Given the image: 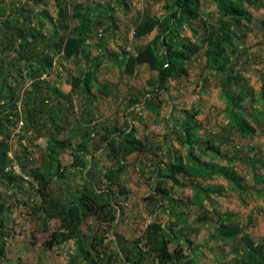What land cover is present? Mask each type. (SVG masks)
<instances>
[{
  "label": "rangeland",
  "instance_id": "obj_1",
  "mask_svg": "<svg viewBox=\"0 0 264 264\" xmlns=\"http://www.w3.org/2000/svg\"><path fill=\"white\" fill-rule=\"evenodd\" d=\"M63 1L70 17L66 28L54 30L48 18L58 16L57 0H0V21L8 18L13 26H39L53 41L77 34L76 27L82 21L72 17L76 5L77 12L89 11V19L98 21L84 31L88 59L82 55L67 59L58 54L54 69L36 80H45L46 86L56 85L68 94L67 99H47L44 107L36 106L30 96L35 87L27 75L26 61L7 47L15 30L0 23V82L12 87L20 99L19 116L11 118L14 125L0 118L1 130L6 132L0 134V142L9 166H17V174L24 177V181L10 184L0 173V205L6 208L0 216L4 223L0 237L1 232L5 236L0 264H162L158 249L163 245L172 255L191 257L192 264H248L252 254L244 237L264 243V0L249 7L251 19L243 21L241 28H230L224 71L206 64L205 24L217 26L219 10L214 0H201L196 18L177 27V35L172 36L176 43L189 41L201 50L181 64L185 71L179 70L165 91L154 93L155 103L160 102L154 112L145 106V98L154 90L158 73L147 64H139L128 73L126 62L164 27L159 24L149 35L137 39L136 25L149 17L171 20L175 0ZM23 9V16H17ZM38 45L43 48L42 41ZM99 56L103 59L91 83L94 98L89 99L81 88L72 92V78H83ZM228 78L231 94L243 97L233 114L245 131L238 128L224 96L222 84ZM44 95L48 93L44 91ZM26 100L31 101L28 109H54L56 122L66 127L57 140L70 135L71 141L57 144L51 152L47 148L48 129L54 126L48 119L49 127L43 131L27 128ZM2 102L0 99V105ZM188 120L197 126L199 139L192 149L180 138L185 134L180 125ZM132 129L145 150L111 159L107 136ZM82 157L90 162L89 171L84 172ZM178 159L193 169L171 172L170 165ZM27 163L46 178L49 199L63 205H71L83 185L88 188L86 194H92V189L111 188L115 220L105 219L107 211L100 216L91 213L76 228L77 239L51 245L53 235L63 232L65 226L55 218L45 228L43 209L51 204L39 193L41 184L22 171ZM201 164L208 169L201 170ZM110 171L116 173L113 183L106 177ZM122 187L126 193L120 192ZM151 225L161 226L157 242L154 237L144 238Z\"/></svg>",
  "mask_w": 264,
  "mask_h": 264
},
{
  "label": "trees",
  "instance_id": "obj_2",
  "mask_svg": "<svg viewBox=\"0 0 264 264\" xmlns=\"http://www.w3.org/2000/svg\"><path fill=\"white\" fill-rule=\"evenodd\" d=\"M214 2L219 10V18L216 23L217 26L210 22L205 24V35H203V37H205L204 40H206L207 44H205L203 54L207 65L214 66L218 71H224L226 66L222 63L226 55V47L231 42L232 30L230 28L233 26L241 28L243 21H249L251 19L249 7H257L260 0H214ZM62 3H64L63 0H57V5L60 10L56 19L52 20V18H48V22L54 30L57 28H66L67 19L70 17L67 14L66 4ZM122 3L125 7L128 6L126 1H122ZM174 4L175 10L171 14V20L164 18L161 22V20L157 17H149L144 22L136 25V28H134V37L137 39L149 35L159 24H163L164 27L161 34L157 35L143 50H140L136 57H129L126 62V70L128 73H132L135 67L139 64H147L151 70L158 73L157 78L155 79L154 90L149 92L150 97L145 98V106L152 112L156 111L160 106V102L156 104L155 99H153L154 93L163 90L165 91L168 81L176 78L179 70L185 71L181 64L198 54L201 50L200 46L189 41L176 43L172 37L177 35V27L179 28L182 24H188L190 19L196 18L201 9V0H175ZM62 5L65 8H63ZM76 6L79 7L78 5ZM76 6L72 17L81 18V25L76 27L77 34L75 36L66 37L64 41L51 40L52 36L50 34H45L39 26L32 27L31 25H27V23H23L22 27L18 25L13 26L11 23L12 21L8 18L0 21L1 24L6 25L9 29L15 30V33L10 36L11 42L7 47L11 51L15 50L19 55L20 60L26 61L27 63V75L33 81V85L35 87V92H31L30 96L34 97L35 100L33 103H36V106L41 104L44 107L47 105L48 100L53 101L68 98V94L58 86H46L45 80L42 82H36L38 78L43 77V75L50 73L54 69V57L56 55L61 54L67 59L82 55L88 59V53L85 52L84 48L87 43V37L84 36V31L88 26H95L98 21L94 19L92 22L91 18L89 19V11L86 14H80L77 12L78 8ZM18 13V15L15 14V18L19 15L23 16L25 10L23 9L22 12L20 10ZM44 15L46 16V14ZM262 25L264 28V20L262 21ZM55 33H57V31H55ZM47 35L50 36L47 37ZM39 41H42L43 48L38 45ZM17 42H20L19 46L16 45ZM15 46L16 49L14 48ZM102 59L103 57L101 56L97 57V61L90 66L83 78H72V92H75L77 88H81L82 92L88 96L89 99L92 100L94 98L91 94V83L95 79L96 72L102 62ZM2 72L3 68L0 67V76ZM228 81H230L229 78L222 84L225 94L224 96L230 105V112L235 123H237L238 128L245 131L246 128L239 123L236 115L233 114V110L240 106L239 104L243 97H241V95L233 96L231 94L230 89L228 90ZM5 83L6 82H0V99L3 101L0 105V118H6L8 124L14 125L12 119L19 116L16 111L20 99L15 94V90L12 87L5 85ZM3 91H6L7 93L5 96ZM44 91H46L48 95L45 96ZM30 102V100H26L24 103V120L26 121L25 123L27 128H35L43 131L49 127L47 126L48 119L52 122L51 126H54L49 127L48 129L49 138L47 148L51 152L56 151L57 144L65 145L71 141L70 135L63 141L57 140V136L63 134L66 127L56 122V118L53 113L54 109L49 112L42 109V107H39V110L38 108L28 109ZM7 110L8 113H6ZM67 122L68 121H65V123ZM1 127L2 125L0 124V134H6V132L1 130ZM180 127L185 131V134L180 136L181 143L189 145L191 149L197 146L199 140L196 133L197 126L193 125L192 121L188 120L180 125ZM116 132V130L113 131L114 134H116ZM107 143L108 149L110 150L109 157L113 160H120V156L125 157L132 153L143 152L145 150L144 144L134 137L133 129L128 133L120 131L116 136H107ZM81 147L85 148V146ZM80 161L82 164L86 165L84 172L89 171L88 167L90 166V162L86 161L84 157H82ZM8 167L9 163H7V151L4 148V144L0 142V173L7 178L10 184L15 181H24V177L21 174H15L13 171L6 172L5 170ZM192 169L193 168L188 165H184L182 159H178L176 163L170 165V170L173 173H187ZM200 169L206 171L208 168L206 165L201 164ZM201 170H196V173L202 176L203 171ZM22 171L30 176H33L34 179L41 184L39 193L44 196L45 203L48 202L51 204V206L45 208V210L43 209L44 214L46 215L44 218L45 228L47 229L49 221L55 218H60L65 226V230L63 232L55 233L53 235L51 245L55 242L77 239L78 234L76 228L80 227L84 217L91 213L100 216L107 211L105 219L110 222L115 220L114 216L116 215V206L113 203V197L115 195L111 188H107L104 191L92 189V194H86L88 188L83 185L75 201L71 205H63L59 201L55 202L53 199H49L51 198V195L50 192L47 191L48 182L46 178L38 174L36 170L30 169L29 163L22 166ZM115 175L116 173L114 171H110V173L107 174L106 177L110 183L114 182ZM160 191L165 193L167 192L165 189H160ZM120 192L123 194L126 193L127 190L122 187ZM5 210L6 208H4V205L1 204L0 216ZM0 227H4L3 221H0ZM160 227V225H151L146 231L144 238L152 239L154 237L156 240L155 242H157L159 239L158 232ZM216 232L219 233L220 230L217 229ZM4 237V233L1 232V254L5 253ZM243 240L245 242L246 249L252 254V258L248 259V264H264V243L256 244L249 237H244ZM158 250L160 252L159 254L162 264L193 263L191 257H186L182 254L172 255L166 245L161 246ZM130 253L133 252L130 251Z\"/></svg>",
  "mask_w": 264,
  "mask_h": 264
},
{
  "label": "built area",
  "instance_id": "obj_3",
  "mask_svg": "<svg viewBox=\"0 0 264 264\" xmlns=\"http://www.w3.org/2000/svg\"><path fill=\"white\" fill-rule=\"evenodd\" d=\"M10 170V171H13V172H15V173H18V167L17 166H15L14 164H12V166H9L8 168H7V170Z\"/></svg>",
  "mask_w": 264,
  "mask_h": 264
}]
</instances>
